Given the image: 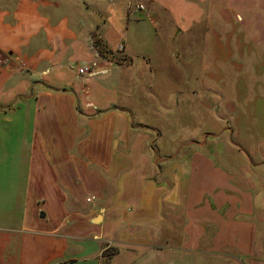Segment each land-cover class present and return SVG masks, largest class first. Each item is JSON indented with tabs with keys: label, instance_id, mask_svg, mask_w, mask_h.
Listing matches in <instances>:
<instances>
[{
	"label": "crops",
	"instance_id": "obj_1",
	"mask_svg": "<svg viewBox=\"0 0 264 264\" xmlns=\"http://www.w3.org/2000/svg\"><path fill=\"white\" fill-rule=\"evenodd\" d=\"M229 254L264 264V0H0V264Z\"/></svg>",
	"mask_w": 264,
	"mask_h": 264
},
{
	"label": "rangeland",
	"instance_id": "obj_2",
	"mask_svg": "<svg viewBox=\"0 0 264 264\" xmlns=\"http://www.w3.org/2000/svg\"><path fill=\"white\" fill-rule=\"evenodd\" d=\"M172 2L174 4V7H177V0H172ZM175 51H177V50L175 49ZM171 58L173 59V57H171ZM121 66H123V65H121ZM169 66H170L169 67L170 71H175L176 72L178 70L177 62H173L172 61L169 64ZM171 73L172 74H168V78L167 77L160 78V80L158 81V83H159V87L158 88L159 89H161L164 93H166V92H176L177 90H179L181 88L184 89L185 87H187L186 89H188V85L187 84H184V85L181 84L182 79L178 77L177 73H174V72H171ZM202 117H203V113L202 114H200V113L198 114V112H196V115H193V116H190V118H187V120H186L187 124L185 126L187 131L188 130H192V129L194 131L202 129L203 132H204V130H208V129H214V130L216 129L217 130L218 126H217V124L214 121L207 120L206 123L204 122V124H203L204 120H202ZM169 129L170 128H168V130ZM171 130L173 131L174 128H171ZM203 132H202V135H203ZM87 198H90V197H87ZM87 201H91V198H90V200H87ZM111 248H112V246L108 245L107 248H106V251H105L106 252L105 253V261L107 263L109 261V258L111 256L112 252H113V250H111ZM225 258L230 259V262L232 264H241V262L237 258H235L233 254H229Z\"/></svg>",
	"mask_w": 264,
	"mask_h": 264
},
{
	"label": "built area",
	"instance_id": "obj_3",
	"mask_svg": "<svg viewBox=\"0 0 264 264\" xmlns=\"http://www.w3.org/2000/svg\"><path fill=\"white\" fill-rule=\"evenodd\" d=\"M135 7L140 9L143 8L142 4H135ZM92 48L95 52V57L99 58L105 50H103L102 46L92 39ZM117 51L120 53L119 56L112 59V63L118 66L127 65L130 63L131 59L128 57L126 53V48L124 42H121L117 45ZM77 74L81 77L96 75L98 73H106L108 69L101 68L96 61L91 62L90 64L79 65L76 68ZM90 200V198H87Z\"/></svg>",
	"mask_w": 264,
	"mask_h": 264
}]
</instances>
